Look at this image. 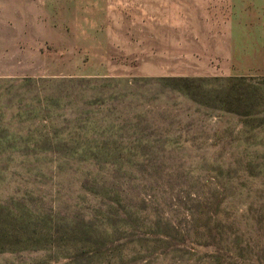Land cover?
I'll list each match as a JSON object with an SVG mask.
<instances>
[{
    "label": "rangeland",
    "instance_id": "obj_1",
    "mask_svg": "<svg viewBox=\"0 0 264 264\" xmlns=\"http://www.w3.org/2000/svg\"><path fill=\"white\" fill-rule=\"evenodd\" d=\"M0 34V264H264V77H107L71 32Z\"/></svg>",
    "mask_w": 264,
    "mask_h": 264
},
{
    "label": "crops",
    "instance_id": "obj_2",
    "mask_svg": "<svg viewBox=\"0 0 264 264\" xmlns=\"http://www.w3.org/2000/svg\"><path fill=\"white\" fill-rule=\"evenodd\" d=\"M16 31L102 48L101 76L264 77V0H0V33Z\"/></svg>",
    "mask_w": 264,
    "mask_h": 264
},
{
    "label": "trees",
    "instance_id": "obj_3",
    "mask_svg": "<svg viewBox=\"0 0 264 264\" xmlns=\"http://www.w3.org/2000/svg\"><path fill=\"white\" fill-rule=\"evenodd\" d=\"M181 79H185L183 77H179ZM201 79V78H200ZM95 184L98 186L99 182L95 181ZM104 187V186H103ZM101 204V208L105 205L103 202H100ZM103 218L102 219H97L93 224H92V227H91V232H93L94 234L96 235H102V234H105L107 233V223L105 221V217H106V213H101ZM33 219V218H32ZM31 219V220H32ZM0 242H1V239H0ZM5 246V245H3Z\"/></svg>",
    "mask_w": 264,
    "mask_h": 264
}]
</instances>
